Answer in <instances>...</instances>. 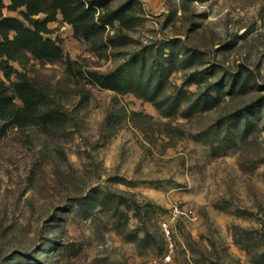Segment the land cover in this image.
Segmentation results:
<instances>
[{
  "label": "rangeland",
  "instance_id": "374dc122",
  "mask_svg": "<svg viewBox=\"0 0 264 264\" xmlns=\"http://www.w3.org/2000/svg\"><path fill=\"white\" fill-rule=\"evenodd\" d=\"M82 1L125 15L0 62L65 117L0 121V264H264V0Z\"/></svg>",
  "mask_w": 264,
  "mask_h": 264
},
{
  "label": "trees",
  "instance_id": "16d2710c",
  "mask_svg": "<svg viewBox=\"0 0 264 264\" xmlns=\"http://www.w3.org/2000/svg\"><path fill=\"white\" fill-rule=\"evenodd\" d=\"M89 0L90 4L106 6L108 0ZM111 1V0H110ZM95 2V3H93ZM21 10L22 19L3 15L2 10ZM60 12L76 36L85 39L99 35L106 24L113 20H122L125 13L115 10L111 15L98 16L95 10L84 7L82 0H10L5 4L0 0V62L14 59L20 52L28 51L35 58L58 60L65 57L61 44L45 35L50 33L48 23L55 20ZM44 14L43 18H38ZM67 68H71L66 59ZM1 64V63H0ZM5 75H11L12 67L4 65ZM93 80L100 86L113 90H127L121 77L116 73L97 75L92 72ZM12 92L4 82H0V121L18 128L28 125H39L43 128L64 122V114L42 104V93L30 80L19 78L11 83ZM7 125H3V128Z\"/></svg>",
  "mask_w": 264,
  "mask_h": 264
},
{
  "label": "built area",
  "instance_id": "2783aa9c",
  "mask_svg": "<svg viewBox=\"0 0 264 264\" xmlns=\"http://www.w3.org/2000/svg\"><path fill=\"white\" fill-rule=\"evenodd\" d=\"M164 230L166 231V234H168L169 233V230H167V228H164ZM169 235V234H168ZM170 258V255L169 254H167L166 255V259H169Z\"/></svg>",
  "mask_w": 264,
  "mask_h": 264
}]
</instances>
